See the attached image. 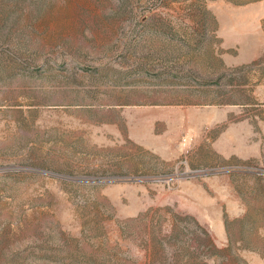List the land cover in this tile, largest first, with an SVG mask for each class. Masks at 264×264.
Wrapping results in <instances>:
<instances>
[{
	"label": "rangeland",
	"instance_id": "1",
	"mask_svg": "<svg viewBox=\"0 0 264 264\" xmlns=\"http://www.w3.org/2000/svg\"><path fill=\"white\" fill-rule=\"evenodd\" d=\"M0 264H264V0H0Z\"/></svg>",
	"mask_w": 264,
	"mask_h": 264
}]
</instances>
